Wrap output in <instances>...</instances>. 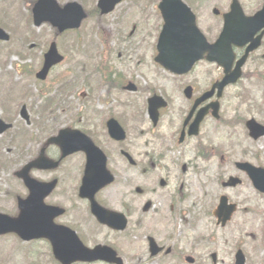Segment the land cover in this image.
Here are the masks:
<instances>
[{"label":"rangeland","instance_id":"obj_1","mask_svg":"<svg viewBox=\"0 0 264 264\" xmlns=\"http://www.w3.org/2000/svg\"><path fill=\"white\" fill-rule=\"evenodd\" d=\"M188 1L194 6L201 30L211 40H215L222 30L223 21L221 17H216L213 14V9L219 8L222 12H226L229 10L232 0ZM240 1L248 13L259 10L262 5V0ZM31 2L32 0H0V25L11 34L10 42H0V117L9 120L15 126L12 132L0 137V156H2L0 157V212L10 215L16 212L15 193L19 192L23 195L15 173L27 162L38 156L45 142L47 135L45 132H55L57 129L54 133L56 135L68 122L64 118L66 113L64 108L56 111L55 116L49 117L50 115L47 114L46 119H44L46 127L44 131L32 123L27 125L20 117V110L22 106L26 105L31 120L36 123L41 121L36 113L43 103L37 90L41 88V85L36 82L33 71L39 68L43 59L42 54L46 46L44 42L47 40L48 43L53 36L50 27L36 28L32 21L26 19L25 16L31 13ZM159 2L160 0H126L119 7V10L104 19L93 17L84 25L83 35L90 34L81 48H72L73 44H69V40L58 41L60 42V51L62 49L67 55V60L50 74L45 81L47 85L44 88L52 87L50 99H60L58 88L64 74L71 80V83L78 82L77 96H73L74 91L67 99L74 106L73 112L76 114L78 98L87 95L88 92V89L87 92L85 91L86 86L82 82L85 80L93 88L99 79L104 77L103 73L113 72L115 69L119 70L126 66L129 69L128 63L125 66L122 64V62L128 61L127 55L120 59L118 53L125 55V50L128 52V46H132L130 42L136 44V47H139L136 53H139L138 59L141 58L146 61L147 70L144 72L146 80L140 81L138 95L121 92L114 94L111 100L112 110L128 123L127 141L119 144L112 141L106 133L97 134L101 143L100 146L108 154L109 169L117 175L116 183L105 193V200L111 209L117 211L123 210L127 203L125 199H130L132 207H136L139 211L150 200L154 207L159 210L167 211L168 208L164 207L170 205L171 212L172 197L181 192L179 196H182L183 193L185 194L183 200L190 201H184L182 208L184 206L189 207L196 212L186 218L190 222L191 228H184L180 219L177 218L169 219V230L161 226L148 225L146 228L138 229L135 232L134 227H131L127 234L123 232L113 237L95 224L85 205L79 204L80 201H77L73 192L66 193L65 189L75 186V183L71 182L67 183L59 193L69 194V197L66 195L61 200V203L70 209L69 218L66 220L70 219L73 224L79 227V230L89 239L88 244L91 246L113 242L118 246L119 251L127 256V264H133V261L135 264H164L166 261L169 264H187L183 255L193 256L196 260L195 264H215L212 260L213 253H216L218 257L216 264H235L237 249H242L245 252L248 264H263L264 220L253 221L252 216L245 215L244 205H242L232 223L227 228L222 229L217 226L216 218L213 217L212 213L223 194L228 195L231 201L235 203L241 198L248 197L252 207L256 211L264 213V200L253 194L251 187L246 185L230 191L224 190L222 187V182L230 176L241 175L235 168V162L248 161L255 165L262 164L264 167V137L258 141L252 140L245 126V123L251 119H255L264 125V61L258 57L252 59L244 68L242 81L226 90L222 100V112L228 126L217 125L207 119L199 138L179 147L175 142H172L171 138L177 135L179 118L187 113V102L181 95V90L187 85L196 86L200 84L201 89L210 87L211 82L222 76V69L217 65L201 62L189 74L177 76L155 65L153 58L156 53H154L152 46L156 39L159 24L162 22L156 10ZM96 4L97 0H85L87 10L93 9ZM139 24L142 25L143 31L141 28V32L137 29L131 39L129 33L131 34L132 26L139 27ZM98 26L106 27L110 31L107 34L113 41L111 39L108 44L104 43L101 35H97ZM119 34L121 36H118ZM35 40H39L38 47L32 49L31 45ZM122 44L125 46H121ZM113 46L115 50L117 49L114 54L115 57H110L114 66L107 68L104 64L107 62L103 61H108L109 56H105L101 52L104 47L111 49ZM97 64L102 67V73L92 76L94 73L92 69L96 68ZM109 76L111 77L112 74ZM156 92L163 93L171 106L164 113L160 125L153 128L143 111L146 98L149 97L150 93ZM94 106L97 113L104 109L97 105ZM87 115L89 118L94 117L92 111L88 112ZM134 115L139 116V118H135ZM54 128L55 130L52 131ZM29 132L33 137H36L35 141L31 138L28 141ZM21 138L24 140H21L19 146H13ZM164 143L168 144L169 148L174 147V153L171 151L168 154L169 158L177 157L189 162L200 157L199 154L202 151H205L206 154L205 158L201 157L202 159L198 161L199 167L193 172L186 173L184 170L187 167H183V172L177 171L168 188L159 186L158 183L162 176L158 174L155 179H148V183H146L141 172L130 170L120 154L121 149H124L138 161H142L147 153H153L155 157L163 158L166 148L163 151L161 147ZM9 144H12L13 147H10ZM211 147H222L223 151L218 150L219 155L212 156ZM167 163L171 167V162L167 161ZM78 164H80L79 160L71 161L70 164H66V168L68 165L77 166ZM41 174L43 173L35 172V176H41ZM58 174L66 175L67 172L59 171ZM145 185L148 189H153L156 186L158 192L150 196L136 195L137 188L145 189ZM69 199L73 206H71ZM171 199L172 203H170ZM75 207H79L82 211L79 217L74 216L76 215L74 213ZM209 208L211 209V216L208 219H203V212L205 209L209 211ZM171 228L174 230L173 241L178 244L176 248L180 247L182 250L180 253L177 250V255L168 260L162 258L159 259L160 261L151 262L146 237L154 234L163 240L164 235L169 236V232L172 234ZM86 230L89 231V234L86 233ZM26 255L33 257L26 261ZM0 260L4 261H1L0 264H55L54 258L46 246L41 243L27 245L14 235L0 237ZM7 260H11V262Z\"/></svg>","mask_w":264,"mask_h":264},{"label":"water","instance_id":"obj_2","mask_svg":"<svg viewBox=\"0 0 264 264\" xmlns=\"http://www.w3.org/2000/svg\"><path fill=\"white\" fill-rule=\"evenodd\" d=\"M121 1L100 0L99 8L102 10V14H108ZM159 9L164 20V26L158 42L157 63L173 74L184 75L189 73L196 63L206 59L208 62L217 63L225 71L223 80L214 85L210 92L198 100L197 105L209 100L216 89H218V96L220 97L228 85L235 84L240 79L242 68L249 54L259 48L264 35L263 31L260 36L256 37L264 29V8L254 17H246L237 0L234 1L231 12L224 16V29L214 44L208 42L197 26L195 14L182 0H162ZM33 12L36 26L49 22L60 32L79 28L82 21L87 17L79 4L71 3L62 9L55 0H39ZM215 13L218 14L219 12L215 11ZM0 40H9V35L1 28ZM246 46H248L246 55L236 63L234 68L236 60L234 47L245 48ZM62 60L56 44H52L45 56V64L38 74V78L45 80L50 69L61 63ZM130 88L133 89V86ZM186 93L191 96L190 89ZM165 106L166 103L163 99L157 96L149 100V114L155 125L159 120V109ZM209 108H213V115L219 117L218 103L207 107V109H202L191 126L190 135L198 134L199 125L208 114ZM21 116L29 122L26 107H23ZM11 127L12 125L5 124L0 119V134ZM247 128L250 131V136L255 140L264 136V126L254 119L247 122ZM109 132L111 137L117 141H123L126 138L125 131L116 121L109 123ZM50 143L61 146L63 157L79 151H84L87 154L86 176L80 196L90 200L92 212L101 223L115 230H124L127 225L125 216L108 211L95 201L97 192L114 182L113 175L107 170V158L104 153L96 148L85 135L72 130L61 131L58 137L50 140ZM58 166L59 162L47 159L43 151L36 161L28 164L18 173L29 187L30 196L27 200H20L21 215L18 219L0 214V235L17 233L25 241L49 239L52 242L56 258L62 264H73L78 261L90 263L103 261L122 264V260L117 257V253L113 249L107 246H98L94 250H89L71 230L54 224V219L63 214V210L46 206L44 199L55 188L56 183H39L30 178V171L33 168L48 170ZM237 167L247 172L257 189L264 193V169L256 168L248 163H238ZM237 182L239 181L231 179L225 186H235ZM234 210L235 206H228V199L223 197L217 216L225 225ZM150 248L153 256L162 251L152 238H150ZM213 258L216 260V256ZM187 261L194 263L193 258H188ZM237 264H245V257L242 252L237 255Z\"/></svg>","mask_w":264,"mask_h":264},{"label":"flooded vegetation","instance_id":"obj_3","mask_svg":"<svg viewBox=\"0 0 264 264\" xmlns=\"http://www.w3.org/2000/svg\"><path fill=\"white\" fill-rule=\"evenodd\" d=\"M74 1L81 4L82 7L86 10V13H87V21L86 22L90 21L93 17H98V19H104L106 17V16H103L101 14V11L98 8V4H96L93 9L87 10L86 5H85V0H69V1L58 0L60 5L62 6V8H65L69 2H74ZM125 1L126 0H124L121 4H119L117 6V8L115 9V11L119 10L120 9L119 7ZM36 2H37V0H32L31 5L34 7ZM232 2H233V0L231 1V3ZM231 3H230V6H231ZM230 6H229V10L226 12H222L219 8H214L213 10L218 9L221 12V14H222L221 18L223 21V15L230 11ZM242 6H243V4H242ZM33 7L31 9V14L25 16V17L29 18L30 21H32V22H33V14H32ZM261 8H262V5H261L260 9ZM243 9H244L245 13L249 16L255 15L260 10L259 9L257 11L252 12V13H248L245 10L244 6H243ZM86 22L82 25V28L80 30L68 31V32H65L62 34H58L57 30H55L54 28H52L48 24L43 25L45 27L51 28L53 36L51 37V40L48 43H47V40L44 42V44H46V46H45V49L43 50V54H42L43 59L41 60L39 68H37L35 71H33V76L35 77V80L38 83V85H41L40 86L41 88L37 89V90H38L39 94L42 96V98L44 99V101H46V99L51 96L52 87L47 86L44 88V86L47 84H45V81L38 80L37 75L39 74V72L41 71V69L44 66V59H45L46 53L48 52L52 43H54V42L57 43L59 52L63 57V62L59 66H62L67 60V55L64 54L62 49L60 51V48H59L60 42H58V41H60L62 39H64L65 41L69 40L68 41L69 44H73L72 48H81L82 44L85 43V40L88 39V35L90 34L89 33L86 36L83 35V29H84V25L86 24ZM145 23H148V22H145ZM162 27L163 26H162V22H161L159 24L158 31L156 29V31H157L156 39H155L154 45L152 46L154 53H157V41H158V37H159V34H160ZM140 28L143 31L141 24H139V27H137L136 25L132 26L131 34L129 33V36H131L130 37L131 39H132V36L137 31V29L139 30V32H141ZM98 31L99 32H97V35H101L102 41H104V43L108 44V42L112 39L109 36V34H107L110 31H108L106 29V27H104V26H101V27L98 26ZM127 31H129V30H127ZM8 34L11 37V34L9 32H8ZM118 36H121V34H119ZM10 41H11V39H10ZM112 41H113V39H112ZM145 42H146V40H145ZM38 43H39V40H35L32 43L31 48L33 49L35 47H38ZM130 44H132V46H128V52H127V50H125V55L123 53H118V57L120 59H123V57L127 55L128 61H124V62H122V64L125 66L128 63L129 69H127L126 68L127 66H126V67H123L125 69H123V68H121L119 70L115 69L113 72L108 71L107 73L106 72L103 73L104 77L99 79V82L93 88H91L92 85H89L87 82H85V80L82 82L86 86L85 91L87 92V89H88V92L86 93L87 95H83V96H81V98H78V101H77L78 109H77L76 114H75V112H73L74 106L67 99L74 91H75V94L73 96H77V94H78L77 87L79 85L78 82H74V83L72 82L71 83V80L68 79V77H66L67 75L64 74L62 79H61L60 87L58 88L59 89V95H60V107L62 109L64 108V111H66L64 118H65V120H68V122H66V124L62 127V130H72V131L81 132L82 134L87 135L97 147L101 148L105 152L107 157H108V154L100 146L101 143L98 140L97 134L98 133H106L108 135V124H109L110 120H112V119L117 120L120 123V125L123 127V129L126 131V133L128 131L127 130V124L128 123L125 122L122 119V117L117 115V113H115L112 110L111 100L113 99V95L116 93H121V92H123L125 94H127V92H130V93H134V94L138 95V93L140 92V83H141L140 81L146 80L145 73H144L147 70L146 61L141 59V58L138 59L139 53L138 54H136V53H137V50H139V47H136L137 45L134 44L132 41L130 42ZM121 46L124 47L125 45L122 44ZM113 48H111V49L107 48L106 49V47H104L102 49V52H101V53H103V55L109 56L108 61H103V62H107V63H104L107 68L114 66V62H112L110 60V57H112V58L115 57L114 54L116 53L117 49L115 50L114 46H113ZM235 54H236L237 60H239L245 54V49H236ZM263 55H264V42H263V45H262L260 50H258L257 52L250 55V60L258 57V59H260L261 61H264ZM155 56L156 55H154V58H153L154 63H155ZM155 65H157V64L155 63ZM59 66L54 67L50 71V74L53 73L54 70ZM92 72H94L92 74V76H96L97 73H102V67L99 64H97V67L93 68ZM50 74H49V76H50ZM109 74H112V76L110 77ZM221 78L222 77H220L219 79H217L214 82H211L210 87H208V88L206 87L205 89H201V87H199L200 84H197L196 86L195 85L194 86L193 85H187L185 88H183V90H181L182 91L181 95L184 97V99L187 102V113L182 118H179L177 135H175V137L171 138L172 142H175V144L178 145L179 147L185 146L188 143L195 141L199 138L200 135L197 137L190 135L191 126L195 122L196 114L201 109L208 107V106H210L213 103L218 101L217 100V94L215 95L213 100H211L209 102H205V103L201 104L200 106H198L197 110H195L194 116H192L190 119H189V116H190V114H192L193 109H195L197 100L199 98H201L207 91H209L217 81L221 80ZM130 84L134 85V87H135L134 90L129 89ZM80 87H81V84H80ZM188 89L193 90V95L190 99L186 96V93H185ZM154 96H159V97L163 98L167 104V106L165 108H162L159 110V122H158V125L156 127L153 126L154 123L151 120L150 114H149V99L154 97ZM223 98H224V96H223ZM223 98L221 100H219L220 116H221L220 120H215L214 118H212L213 110L209 111L210 115L208 116L209 121H212V122L216 123L217 125L219 124L221 126H224V124L221 123L222 119L224 118L223 112H222V109H223L222 100H223ZM89 103H91V105H89ZM48 104L49 103L46 102L45 107L48 106ZM94 105H97L99 108L103 107L104 109L98 111V113H97V110L94 109L95 108ZM129 106H131V105H129ZM170 106L171 105H170L168 98L163 93H160V92L150 93L149 97L146 98V104H145V108H144L143 113L146 114V116L148 117L149 121L151 122L153 128H157L162 121L164 113L170 109ZM91 111H92V115L94 117L89 118L87 113L88 112L90 113ZM136 111H138V110H136ZM139 111L141 112L140 107H139ZM85 112H86V115H85ZM47 114L52 116V112L50 110L44 111L43 116L40 113H38L37 116L41 118V121L36 123L34 120H31L32 125L37 126V128L44 131L46 129V127L44 125V121H45L44 119H46ZM134 117L137 119L139 118V116H137V115H134ZM3 120L7 123L10 122L7 119H3ZM206 122H207V118L205 119V121H203L201 123L200 132L202 131V127H203L204 123H206ZM13 128H15L14 124H13ZM45 134H47L45 137V142L43 143L44 145L41 147L40 151L44 149L45 155L47 156V158H49L51 160H54V161L60 160L62 157L61 149L58 146L48 144V141L51 138V132H45ZM30 138H31V140L33 139V141L36 140V137H33L31 135V133L29 134L28 141ZM20 142H22V141H20ZM19 143H17L16 146H19ZM123 143H125V142H123ZM119 144H122V143H119ZM204 146L206 147V145H204ZM199 147H201V146L199 145ZM173 148L174 147L169 148V145L164 143V145L161 147V149L163 151H164V149L166 150L165 156H163V158H160V156L155 157L153 153L152 154L147 153L142 161L136 160L134 157L131 156L130 152H128V153L130 154L131 159L125 158L124 153L126 151L124 149H121L120 154L123 156V160L126 162V164L128 165L130 170H134V171L138 170L139 172H141V175L145 179L146 183H148L147 182L148 179H155L156 175L158 174L159 176H162V178H160L159 183H158L159 186L161 188H168L170 186V181H172V179L174 178V175L177 174L176 173L177 171L183 172V167H187V169L184 171L186 173H191L199 167L198 161L202 159L200 156L197 159H194L193 161L188 162V161H183L181 158H177V157L169 158L168 154L171 151H172V153H174ZM39 154H40V152H39ZM205 157H206V154L204 152V158ZM34 159H36V157ZM34 159H32V160H34ZM78 160H79L80 164H78L77 166H69L68 165V167L66 168V166H67L66 164H70L71 161H78ZM108 161H109V157H108ZM167 161L171 162V167H169ZM86 162H87L86 154L83 152H78V153H74V154L64 158L62 163H61L60 168L55 170V171L33 170L30 175L33 179H36L37 181L42 182V183H50V182L52 183L53 181H57V186H56L55 190L51 194H49V196L45 199V204L48 206L60 208L63 210V214L58 216L57 218H55L54 223L58 226H64V227L70 228L71 230L75 231L77 233V235L79 236L80 240L87 247L94 248L95 246H98L100 244L108 245L109 247H111L112 249H114L117 252L118 257L122 260L123 264H127V262H126L127 256H124L121 253V251H119L120 249L118 248V246L115 245L113 242L99 243V244L91 246L88 244L89 239H87L86 235L83 234V232L79 230V227L76 224H73V222L70 221V219L66 220L67 218H69V215H70L69 210L70 209L66 208L63 205V203H61V200L66 195L69 197V194L63 195V194H59V193H60L61 189L69 182L75 183V186L72 188L65 189L66 193L67 192H73L74 195L77 197V201H80L79 204H81L83 206L85 205L87 211L90 214L89 216L95 221V224H97L101 228L102 231L103 230L107 231V233L111 234L113 237H115L119 234H122L123 232H126V234H127V232L131 229V227H134L133 229H135V232H137L138 229L146 228L148 225L149 226H155V227L161 226V227L169 230V226H170L169 225V223H170L169 219L173 220V219H177V218L180 219L184 228H191L190 227L191 224L186 218L192 216L196 212L189 207L184 206L182 208V203L185 201V200H183L185 194L182 193V196L181 195L179 196V194L181 192L180 193L178 192V194H174V196L172 197L173 198V205L171 204V212L169 209L170 205L164 207V208H168L167 211H165L163 209L159 210V209H157V207L156 208L154 207V205L151 203L150 200L139 211L136 207L135 208L132 207V203H131L130 199H125L127 202L125 207L123 208V210L118 211V212L123 213L124 216L127 218V229L123 232H118V231H115V230H113L107 226L101 225L91 213L90 201L82 199L80 197V190H81V187L83 185L84 178L86 176ZM235 163H234V165H235ZM235 168H236V166H235ZM59 171H64V172L66 171L67 174L66 175L58 174ZM35 172H41L43 174H41V176H35ZM113 174L115 176V182L114 183H116L117 175L115 173H113ZM240 174H241L240 176L239 175L238 176H235V175L230 176L227 180L223 181L222 182L223 189L224 190L228 189L230 191V190H233L236 188H242V187L247 185V186L252 188L253 194L258 195L259 197H261L264 200V195L261 194L259 192V190H257L255 183L252 181L251 177L245 173H240ZM15 176L19 181V187L23 191V195H21L19 192H16L15 196H14V201H15L14 203H15V207H16V212H14L13 215L15 218H17V217H19V214H20V208H19V202L18 201H19V199H26L30 195V190L26 186L25 182L22 179H20L18 175L15 174ZM232 178L237 179V181H239V182H237L236 183L237 185L234 187L233 186L226 187L225 184L228 183ZM244 178H246V180H244ZM113 185H111V186H113ZM111 186L104 188L103 190L98 192L96 195L97 202L101 206H103L109 210H113V209H111L109 207V203L107 202V200H105V195H106L105 193L107 191H109ZM156 188L157 187L154 186L153 189H148L146 187V185H145V189H142L139 187L136 190V195H140V196H142V195H145V196L146 195H149V196L154 195L158 192V190ZM222 196H227L229 205L235 206L234 214L231 216V218L228 220V222L225 225H223L222 220H219L218 216L216 215V211L219 207ZM222 196L219 199V204L217 205L216 209L212 213L213 217L216 218L217 226H219L220 228L225 229L232 223L234 216L239 213V211H240L239 207H241L242 205H244L245 215L246 216H252L253 221H259V220L263 221L264 220V213L256 211L252 207L251 202L248 199V197L241 198L238 201H236V203H235V202L231 201V199L228 195L223 194ZM58 198H59L60 202H59ZM186 201L190 202L189 200H186ZM70 203H71V206H73V203L71 200H70ZM170 203H172V199H171ZM148 204H150V205L148 206ZM210 210H211L210 208H209V211L207 209H205V211L203 212V214H204L203 219H206V218L208 219L211 216ZM74 213L76 214V215H74L75 217H79V215L82 213V211L80 210L79 207H75ZM171 230H172V234H170V232H169V236L164 235L163 240H160L154 234L148 235L146 237L149 255H151L150 254L151 252H150L149 238H153L156 241V243L160 247L163 248L162 252L157 257L153 258V257L149 256V260H151V262H154V261L162 259V258H165L168 260V259L177 255L176 254L177 250L179 253L182 250V248H180V247L176 248V246L178 244L175 241H173L174 230L172 228H171ZM90 231H91V229H90ZM95 231L98 232L97 230H95ZM86 233L89 234V231L86 230ZM263 233H264V228H263ZM13 235L27 245H34L37 243H41L42 245L46 246L49 249V251L51 252V256H53V258H54V263L55 264H61L56 259L55 255L53 254L51 242L49 240L42 239V240H38V241L36 240V241L27 242V241H24L23 239H21L18 235H16V234H13ZM169 250H170V252H168ZM239 251H241L245 256V264H248L245 252L242 249H237V251H236L235 264H236V257H237V254ZM183 254L184 253L182 252V255ZM214 254H216V253H214ZM212 256H213V254H212ZM32 257L33 256H31V255H26L25 256L26 261H28V259H30ZM188 257H193V256L183 255V259L185 260L186 263H187ZM212 260H213V258H212ZM1 261H3V260H0V262ZM7 261L11 262V260H7ZM74 264H88V263H82V262L77 263V262H75ZM89 264H107V263L97 261V262L89 263ZM133 264H135L134 261H133ZM164 264H169V263L166 261V262H164Z\"/></svg>","mask_w":264,"mask_h":264}]
</instances>
